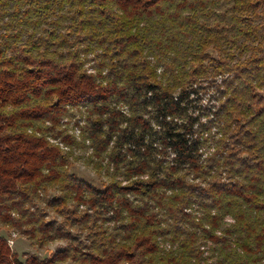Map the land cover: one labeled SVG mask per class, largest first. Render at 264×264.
<instances>
[{"label": "trees", "instance_id": "obj_1", "mask_svg": "<svg viewBox=\"0 0 264 264\" xmlns=\"http://www.w3.org/2000/svg\"><path fill=\"white\" fill-rule=\"evenodd\" d=\"M263 27L264 0H0V231L67 241L0 234V264H264Z\"/></svg>", "mask_w": 264, "mask_h": 264}, {"label": "rangeland", "instance_id": "obj_2", "mask_svg": "<svg viewBox=\"0 0 264 264\" xmlns=\"http://www.w3.org/2000/svg\"><path fill=\"white\" fill-rule=\"evenodd\" d=\"M258 22V21H256ZM258 41L264 42V27L261 29L259 36L256 37L252 43L256 44ZM213 57L220 56L219 54H211ZM205 99L208 98V94L204 95ZM82 123V122H81ZM68 131L71 134L76 135L80 138L79 125H76L75 120L68 122ZM81 139V138H80ZM88 144V142H87ZM212 143L206 145L204 148V152L210 154L212 149ZM211 148V149H210ZM64 150H68L71 152V166L69 168L70 172L75 173L79 178L86 180L96 186H101L102 184L109 181L108 176L106 174V169L101 166V161H97V159L92 155V150L89 148H80L76 147L75 149L64 148ZM106 162L103 163V166ZM104 168V169H103ZM48 195L52 194L55 191L48 190ZM43 208L46 207L45 203H39ZM57 210V209H56ZM84 210V209H83ZM50 216L57 218L59 221L62 220L61 216L59 217L58 213L54 211H50ZM83 227L79 226V229ZM87 229H84V234H86ZM0 234L8 239V242L13 249L14 252L18 254V256L23 259L26 254H34L39 258H46L51 256L53 252L57 250L58 247L67 244L66 240H55V241H43V244H38V240L36 243L28 239L27 237L15 232L9 231L8 229H1ZM82 236H85V235ZM56 264H79L71 260H65L61 262H57Z\"/></svg>", "mask_w": 264, "mask_h": 264}]
</instances>
